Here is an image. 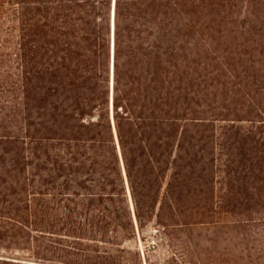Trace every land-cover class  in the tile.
<instances>
[{
    "label": "trees",
    "instance_id": "16d2710c",
    "mask_svg": "<svg viewBox=\"0 0 264 264\" xmlns=\"http://www.w3.org/2000/svg\"><path fill=\"white\" fill-rule=\"evenodd\" d=\"M153 219L264 226V0H0V264H116Z\"/></svg>",
    "mask_w": 264,
    "mask_h": 264
},
{
    "label": "rangeland",
    "instance_id": "374dc122",
    "mask_svg": "<svg viewBox=\"0 0 264 264\" xmlns=\"http://www.w3.org/2000/svg\"><path fill=\"white\" fill-rule=\"evenodd\" d=\"M231 200L230 213L217 214L218 221L231 224L244 216L257 218L244 213V206ZM129 204L131 206L130 199ZM116 249L122 251L112 253L120 257L116 264H264V226L255 223L217 231L180 230L169 237L153 219L142 228L136 227L134 234ZM16 250L0 248V258L24 259L26 253Z\"/></svg>",
    "mask_w": 264,
    "mask_h": 264
},
{
    "label": "water",
    "instance_id": "95a60500",
    "mask_svg": "<svg viewBox=\"0 0 264 264\" xmlns=\"http://www.w3.org/2000/svg\"><path fill=\"white\" fill-rule=\"evenodd\" d=\"M113 30H114V23L112 21V23H111V40H110L111 41V63L113 62V51H114V34H113ZM127 193H128L129 199L131 200L130 194H129V191H128V187H127Z\"/></svg>",
    "mask_w": 264,
    "mask_h": 264
}]
</instances>
